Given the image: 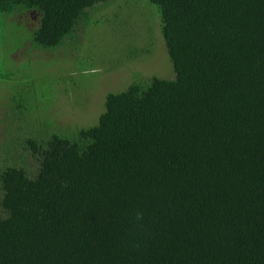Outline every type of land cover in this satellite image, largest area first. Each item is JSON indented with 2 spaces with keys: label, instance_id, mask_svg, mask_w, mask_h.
I'll return each mask as SVG.
<instances>
[{
  "label": "trees",
  "instance_id": "16d2710c",
  "mask_svg": "<svg viewBox=\"0 0 264 264\" xmlns=\"http://www.w3.org/2000/svg\"><path fill=\"white\" fill-rule=\"evenodd\" d=\"M142 1L174 77L106 95L95 126L64 129L51 116L55 131L9 145L12 103L48 100V78L70 87L75 77L5 72L0 55L10 83L0 264H264V0ZM114 2L0 0V29L22 39L11 54H25L23 66L34 52L49 66L78 51L80 26H98L90 15ZM32 13L34 26L18 20Z\"/></svg>",
  "mask_w": 264,
  "mask_h": 264
},
{
  "label": "rangeland",
  "instance_id": "374dc122",
  "mask_svg": "<svg viewBox=\"0 0 264 264\" xmlns=\"http://www.w3.org/2000/svg\"><path fill=\"white\" fill-rule=\"evenodd\" d=\"M109 1V0H108ZM111 5L114 7L105 8L101 6L90 15L91 21H98V26L81 25L77 32L79 40V50L61 53V58L56 63L49 66L35 63L39 59V53L34 52V66L25 65V54L18 53L12 57L14 50L22 48V39L16 38L13 25L7 26V32L0 29V55L2 59V71L10 72L14 68L16 74L22 70V76L40 74L44 77V71L48 68L50 73L57 74L58 70L66 69L70 75L75 78L70 79L73 84L70 87L58 82L53 83L47 79L51 97L44 101L41 100L42 93L34 92L36 99L31 98V105L27 107L25 103L21 104V99L12 103L15 118L8 126L10 140L12 138L28 139L36 136V132L51 133L55 131L56 124L62 128H84L95 126L99 116L103 113V106L106 95L118 94L125 91L135 79H150L158 77L160 79L170 80L174 77L173 67L169 61L168 55L164 50V43L160 36L158 20L151 18L148 6L144 1L138 5L137 0H114ZM119 1V2H118ZM144 5H143V4ZM146 5V6H145ZM148 6V7H147ZM118 16V17H116ZM36 14H28L27 17H19L18 20L24 22L28 27H32L37 22ZM101 23V24H100ZM100 24V25H99ZM151 29V31H149ZM19 30H21L19 28ZM5 33H8L5 34ZM12 33L17 42V49L13 42L5 41V35L8 37ZM5 34V35H4ZM16 36V37H15ZM8 48V51L6 50ZM147 50L148 53L140 55L136 50ZM14 58V62L10 59ZM79 58L77 66H74L76 59ZM90 62H86L89 61ZM49 57L43 56L42 62L46 64ZM14 66V67H13ZM20 66H23L22 68ZM26 69V71H25ZM75 69V70H74ZM74 70V71H73ZM67 71H60L58 74H65ZM73 71V73H71ZM55 76V75H54ZM53 76V77H54ZM65 76V75H64ZM39 83L43 80L38 78ZM66 81L68 79L66 78ZM39 83L37 85H39ZM69 84V83H67ZM10 83L6 80L0 81V134L1 128L6 126L8 121L5 117L3 124V114H5L6 102H9L10 94L5 89H9ZM3 88V89H2ZM70 88H72L70 90ZM66 90L65 93L63 90ZM42 92V89H41ZM37 94V96H35ZM39 95V97H38ZM56 96V97H55ZM28 97V96H27ZM33 97V96H30ZM33 97V98H34ZM39 98V99H38ZM41 98V99H40ZM37 101V102H36ZM22 105V108H21ZM39 106L38 107H36ZM22 109V110H21ZM32 110V111H31ZM34 159L29 158L28 165H34Z\"/></svg>",
  "mask_w": 264,
  "mask_h": 264
}]
</instances>
